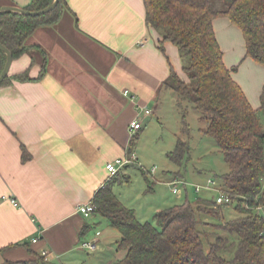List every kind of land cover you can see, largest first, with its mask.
Segmentation results:
<instances>
[{
    "label": "crops",
    "instance_id": "obj_1",
    "mask_svg": "<svg viewBox=\"0 0 264 264\" xmlns=\"http://www.w3.org/2000/svg\"><path fill=\"white\" fill-rule=\"evenodd\" d=\"M31 1L0 0V9H24ZM67 7L60 23L38 29L27 40L29 52L11 64V76L30 69V78H38L40 47L47 55L44 79L0 88V249L19 244L0 254V264L27 260L30 251L46 253L54 264H111L124 257L116 248L121 233L78 208L110 179L108 163L134 153L129 128L142 110L151 111L147 118L163 113L171 70L183 76L177 49L166 42L161 52L162 36L146 23L143 0H67ZM216 25L240 33L227 18ZM237 54H228L230 63L224 56L229 69ZM245 64L257 63L245 59L240 67ZM177 171L165 172V185ZM93 239L99 252L80 247Z\"/></svg>",
    "mask_w": 264,
    "mask_h": 264
},
{
    "label": "trees",
    "instance_id": "obj_2",
    "mask_svg": "<svg viewBox=\"0 0 264 264\" xmlns=\"http://www.w3.org/2000/svg\"><path fill=\"white\" fill-rule=\"evenodd\" d=\"M54 1L32 0L24 10L40 12L51 7ZM143 2L146 23L162 36L161 52L165 54L164 44L168 42L178 49L181 59H189L182 67L185 76L172 69L164 86L178 94L183 112L184 102L190 100L192 108L200 113L199 121L206 125L200 131L215 141L229 168L215 179L232 202L218 206L210 197L191 202L187 187L184 203L160 210L154 218L155 225L143 223L136 211L126 207L113 193L114 186L124 176L120 171L100 187L91 201L96 207L93 215L107 219L122 235L116 248L125 255L111 264H264V213L261 211L264 209V126L260 120L264 116V84L260 107L255 109L234 80L232 73L236 68L227 67L214 30L217 19H229L241 30L245 43V57L240 64L250 59L264 68V0ZM66 8L67 0H59L53 9L40 16L0 12V44L10 51L13 60L19 59L30 50L28 38L40 28L60 23ZM37 49L42 56L38 78H30V69L13 76L8 74L0 88L14 82L44 79L47 55L40 47ZM6 62V54L0 50V75ZM182 134L190 136L186 123ZM133 139L138 137L133 136L130 145ZM189 153L187 140L177 137L174 149L167 154V159L178 168L173 173L177 178H183L181 170ZM29 158L23 147L22 160ZM144 177L148 192H152L155 181H149L145 173ZM229 206H234L237 217L226 218L225 208ZM88 229L84 227L81 236ZM23 245L28 247L29 243ZM18 246L2 248L0 254ZM231 249L233 257H223ZM29 253L33 255L31 259L4 264H51L44 255Z\"/></svg>",
    "mask_w": 264,
    "mask_h": 264
},
{
    "label": "rangeland",
    "instance_id": "obj_3",
    "mask_svg": "<svg viewBox=\"0 0 264 264\" xmlns=\"http://www.w3.org/2000/svg\"><path fill=\"white\" fill-rule=\"evenodd\" d=\"M212 1L227 3L229 0ZM65 12H67V8ZM235 28L237 29L238 27L236 26ZM214 30L215 32L217 31L216 33L218 34L220 46L222 47L224 56L227 57V63H230L228 54L232 53L236 56V51L238 52L237 58H239V61L236 58L237 64L235 65L237 71L232 73L234 80L238 83L242 81V86H240L245 92L250 104L255 109H258L260 107V94L264 84V68L257 64L252 65L254 67H248L249 65L246 64L240 67V62L245 56V48L244 39L239 28L237 29L240 30L238 35L233 32L229 34L223 27L219 28L218 25H216ZM178 59L181 67L186 66L189 62V59H181L180 55ZM182 75L185 76L184 73ZM179 102L178 94L165 87L161 95L160 103L163 108V113L158 114V116L153 115L151 118H147L145 114L141 115L139 119L143 123V131L139 133V139H133L132 141H134V143L130 145L132 151L136 153V155L134 153L133 155L137 156L139 161L138 163L136 162L135 165H129L122 169L121 173L124 176H122L121 180L118 181L113 188L115 196L126 207L135 210L140 221L143 223L150 222L155 225L154 217L160 210L174 203H184V200H176L170 195L171 191L164 182L166 176L165 172L178 169L177 166L173 165L167 159V154L175 147L177 137L187 140L190 146V153L181 170L184 175L183 177L189 184L203 185L208 180H216V176L223 175L229 171L224 161L223 154L215 141L205 136L200 131L201 128H204L206 125L199 121L201 115L192 108V101L187 100L184 102V112L180 109ZM184 116L185 122L183 121ZM260 120L264 126L263 115H261ZM185 123L189 125L190 136L182 134ZM130 155H132V153H129V156ZM153 169L156 170V173L152 176L151 172ZM144 173L149 181H155V183H153L154 187L152 192H148V183L145 181ZM175 178L180 179L177 177ZM189 193L191 202L195 201L197 198H213L215 196L214 192H212V194H207L206 191L196 194L191 188L189 189ZM154 211L158 212L155 214ZM225 215L227 219L238 216L234 206L226 207ZM210 221L214 222L211 219ZM207 231L214 232L210 229H207ZM221 235L228 236L227 233H222ZM213 240L214 238L211 237L210 241ZM46 255L43 257H46ZM222 255L226 259H230L234 255V250L231 249L224 252ZM31 258L32 256L29 259ZM8 261L15 262L14 260L5 259L1 264ZM89 263L93 264L92 262Z\"/></svg>",
    "mask_w": 264,
    "mask_h": 264
},
{
    "label": "built area",
    "instance_id": "obj_4",
    "mask_svg": "<svg viewBox=\"0 0 264 264\" xmlns=\"http://www.w3.org/2000/svg\"><path fill=\"white\" fill-rule=\"evenodd\" d=\"M124 95L129 96L130 93L128 91H126V92H124ZM142 113L145 114V116L151 115V111H149V110H142ZM142 128H143L142 122L140 121L139 118H136L131 123L130 128H129L131 136L133 137L135 135V132L141 130ZM136 162H137V158H136V156H134L132 154L129 157H125L123 159H116L115 161L108 163L106 165V170L109 173L110 179L113 178L120 171H122V169H124L125 167H127L129 165H134V164H136ZM151 173L153 175H155L156 170L153 169ZM167 186L170 188L171 193L174 196H176L177 198L183 197V195L185 194V191L188 188H193L195 190V192H197L198 194L202 193V191H206V192H209L211 194H212V192H214L215 196L213 197V200H214L215 204L218 206H224V205L230 204L232 202L231 197L229 195H227L226 193H224L220 189V185L218 184V181H216L214 179L208 180L203 185H191L188 182H186L185 180L176 179V180H172L171 182H168ZM12 203L15 204L16 202L12 201ZM95 209H96V207L93 204L88 203L86 205L80 206L78 208V212L85 217H89L93 214ZM33 242L35 243V242H37V240H34ZM80 247L83 250H86V251L92 252V253L93 252L96 253V252H99L101 250L98 239H93L91 241H84L80 244ZM44 255H46V254L44 253Z\"/></svg>",
    "mask_w": 264,
    "mask_h": 264
},
{
    "label": "water",
    "instance_id": "obj_5",
    "mask_svg": "<svg viewBox=\"0 0 264 264\" xmlns=\"http://www.w3.org/2000/svg\"><path fill=\"white\" fill-rule=\"evenodd\" d=\"M58 1L59 0H55L51 7H49L46 10L40 11V12L31 13V12L25 11L24 9H20V8H3V9H0V12H11V13L21 14V15H26V16H40V15L47 13L49 10L53 9L57 5ZM0 50L4 52L7 56V62H6L5 68L2 74L0 75V84H1L4 81V79L8 76V74L10 73V68L13 62V58H12L10 51L7 48H5L2 44H0Z\"/></svg>",
    "mask_w": 264,
    "mask_h": 264
},
{
    "label": "bare ground",
    "instance_id": "obj_6",
    "mask_svg": "<svg viewBox=\"0 0 264 264\" xmlns=\"http://www.w3.org/2000/svg\"><path fill=\"white\" fill-rule=\"evenodd\" d=\"M44 255V254H43Z\"/></svg>",
    "mask_w": 264,
    "mask_h": 264
}]
</instances>
